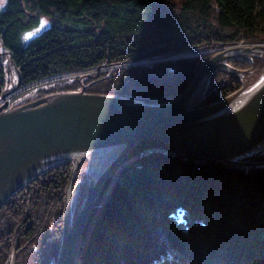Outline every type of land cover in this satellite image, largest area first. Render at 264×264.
<instances>
[{
  "label": "trees",
  "instance_id": "1",
  "mask_svg": "<svg viewBox=\"0 0 264 264\" xmlns=\"http://www.w3.org/2000/svg\"><path fill=\"white\" fill-rule=\"evenodd\" d=\"M39 17L49 24L23 44ZM262 40L264 0H7L0 12V46L19 70L18 91L76 81L42 96L73 91L82 77L87 93L170 102L215 54L208 50ZM232 65L264 68L257 57ZM238 89L237 80L216 73L199 106ZM70 170L68 162L51 168L2 206L0 264L13 254L16 264L56 260ZM76 264H264V166L185 158L161 141H140L102 186Z\"/></svg>",
  "mask_w": 264,
  "mask_h": 264
},
{
  "label": "water",
  "instance_id": "2",
  "mask_svg": "<svg viewBox=\"0 0 264 264\" xmlns=\"http://www.w3.org/2000/svg\"><path fill=\"white\" fill-rule=\"evenodd\" d=\"M264 53V46L226 48L206 60L186 89L174 100L144 103L119 96L58 92L34 102L7 108L20 84V73L8 55L17 84L0 97V209L17 192L51 168L93 153H112L93 180L72 221L71 197L64 203L62 234L55 264H76L82 237L98 194L113 170L142 140H158L182 157L225 165L249 164L238 159L264 142V80L241 102L238 90L220 101L199 106L209 78L222 72L240 80L229 62L246 54ZM11 264H15L13 254Z\"/></svg>",
  "mask_w": 264,
  "mask_h": 264
},
{
  "label": "rangeland",
  "instance_id": "3",
  "mask_svg": "<svg viewBox=\"0 0 264 264\" xmlns=\"http://www.w3.org/2000/svg\"><path fill=\"white\" fill-rule=\"evenodd\" d=\"M6 2H7V0H0V12L5 9ZM48 24H49L48 19H46L44 17H41V18L39 17V19H37V24L34 25L32 28H30L28 30V32L27 33L25 32L24 35L22 36L23 44H26V42L29 39H31L32 37H34L37 34H39L43 29H45V27ZM254 45L264 46V40H262L260 42H256V43L240 42L238 44L231 45V46H228V47L215 48L213 50H208V51H214V53L216 54L217 52L221 51L222 49H226V48L251 47V46H254ZM4 51H6V50H3L1 48V46H0V55H3L5 57L4 58V64L7 67V74H6V78H7V84L6 85L7 86L5 87V90H4V91H6V90H11L13 88V86H16V84H17V76H16L14 70H11V71L9 70L8 55L7 54H5V55L1 54ZM202 52H207V51L206 50H203V51H188V52H185L183 55L184 56H193V55H199ZM263 54L264 53L246 54L244 58H239V59H236V60H234L232 62H229L230 67H232L233 69H235L236 71L239 72L240 80H238V82H239V89L238 90L241 89L242 92L238 96H245L246 97L250 92H252L264 80V68L261 71H259L258 73H254V72H248L246 70L237 69V68H235L232 65V63L235 62V61L237 62L239 60L245 61V62H253V58L257 57V61H259V63H261V64L263 63V65H264V56H263ZM174 57H176V55L170 56V58H174ZM138 64L139 65H146L147 62L142 61V62H140ZM103 71H105V70H102L101 72H103ZM217 73H222V72H217ZM214 74H216V73H214ZM225 75H227V74H225ZM227 76H229V75H227ZM229 77H231V76H229ZM210 78H209V80H210ZM74 82L76 83V81H74L73 79H66V80L54 81V82H50V83H47V84H43V85H41L39 87L28 89V90H26L24 92H20L17 89V91L12 96H10L7 99V108H14V107H18V106H21V105H24V104H27V103L34 102V101L44 97V95L42 96L41 92H43V91L45 92V91H48V90H53V91L61 90L65 86L66 87L72 86V84ZM78 82H79V84L77 85V87H75V90H73V91H58V92H78V91H81V89H84L85 92H86V90L88 89V86H89L90 83L87 84V81L84 78H82V77H80L77 80V83ZM208 86H209V81L207 83V87H206V89L204 91V94H203L200 102H202L204 100V97H205L206 91L208 89ZM58 92H55V93H58ZM234 93H232V94H234ZM50 94H53V93H50ZM47 95H49V94H47ZM47 95H45V96H47ZM1 104H2V102L0 100V105ZM259 155L260 156H264V142L261 143L254 150H252V151L248 152L247 154L241 156L238 159V161H240L242 163H244V162L245 163H249L248 161H245L246 158L252 157V156L253 157L254 156H259ZM90 158H91V154H87V155L83 156L81 158V160L79 161V166L77 168H76V162H77L76 158H72V159H69V160L65 161V162L70 163V165H71V170H70L68 184H67L66 193H65V200H66V198L68 196L71 197V200H72L71 209L72 210H73V205L72 204H73L74 199L77 197L78 194H81L79 192V190L82 189L84 191V194H83V198L81 199V201L78 204V209H80L81 204H82V202H83V200L85 198V195H86V192H87V187H88L87 176L90 173ZM65 162H63V163H65ZM250 163H252V162H250ZM257 164H260V165H257L258 167H262V166H264V161L262 163H257ZM94 176H96V172L95 171H93L91 173L90 177H94ZM89 179H91V178H89ZM72 210H71V213H72ZM76 214L77 213H75L74 215L71 214L73 216L71 218L72 221L76 217ZM11 261H12V258H11ZM11 261H10V264H11ZM55 261L52 264H55ZM15 264H16V255H15Z\"/></svg>",
  "mask_w": 264,
  "mask_h": 264
},
{
  "label": "bare ground",
  "instance_id": "4",
  "mask_svg": "<svg viewBox=\"0 0 264 264\" xmlns=\"http://www.w3.org/2000/svg\"><path fill=\"white\" fill-rule=\"evenodd\" d=\"M245 98V96H238L235 99V103L237 104L238 102H241L243 99ZM113 157L112 153H93L91 154V158H90V176L91 173L93 171L96 172V174H98L106 165L107 163L111 160V158ZM78 159L82 158V157H77ZM95 178L91 177V180H93Z\"/></svg>",
  "mask_w": 264,
  "mask_h": 264
}]
</instances>
